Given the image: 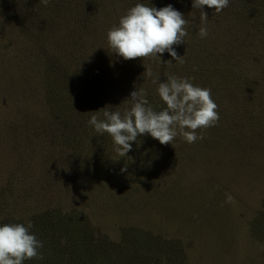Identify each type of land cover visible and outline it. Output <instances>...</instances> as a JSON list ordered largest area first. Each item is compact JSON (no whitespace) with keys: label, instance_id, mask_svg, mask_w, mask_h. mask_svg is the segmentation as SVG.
<instances>
[{"label":"trees","instance_id":"16d2710c","mask_svg":"<svg viewBox=\"0 0 264 264\" xmlns=\"http://www.w3.org/2000/svg\"><path fill=\"white\" fill-rule=\"evenodd\" d=\"M74 1L77 5L71 7L70 14H65L55 31L50 30L49 19L44 21V26L35 23L40 28L33 23L26 24L28 38L22 39L24 43L30 37L39 39V43H48L49 49H44L48 51L46 68L29 66L25 59L27 64L22 61L14 69L15 77L22 76L26 71L24 64L31 77H39L37 84L42 94L37 112L41 115L45 111L47 116L42 118L39 127L32 126L35 123L31 122L22 128H7L10 143L21 141L27 145L20 152L36 166L38 154L42 159L40 167L44 168L41 171L49 175L42 180L39 190L33 191L29 187L32 177L29 171L16 172L18 196L14 199L2 196L9 217L0 225H26L30 220L33 224L30 231L43 244L39 249L43 259L33 258L23 264H197L195 259L202 252L200 229L211 237L218 229L226 231V226L236 223L231 220L236 210L227 208L228 204L232 205L229 197L236 199L234 192L225 193L229 189L219 179L225 175L237 180L244 173L251 177L249 191L260 194L262 214L248 220V235L264 245V0H229L228 7L220 14L205 5L206 25H210L208 35L201 38L198 35L201 25H190L188 19L187 36L182 45L184 58L182 51L173 45L184 60L182 64L167 51L160 57L129 60L117 55L119 63L131 70L128 74L131 78H125V84L87 82L84 79L90 67L82 72L76 67L81 71L79 60L94 52L93 41L109 45L108 30L118 26L120 17L137 3L122 6L125 0ZM17 6L9 0H0L3 8L0 11L1 51H8L9 44L13 46V38L4 45L2 41L6 33L15 35V27L19 28V19L12 18L11 12ZM101 8L103 11L99 12ZM228 10H233L232 17L217 18ZM39 16L40 10L37 19ZM183 16L186 17L185 12ZM214 21L225 31H211ZM211 33L215 35L210 37ZM201 39L209 40V49L202 59L195 60L186 48L189 45L203 49ZM39 48L26 55L40 57L43 49L40 44ZM138 63L146 68L137 70L132 66ZM157 65L160 71H156ZM147 69L165 76L166 73L192 76L196 86L211 90L219 117L228 116V122L220 121V129H211L205 134L197 130V135L203 134L204 138L191 144L179 135L172 144L166 145L150 134L138 135L136 141L130 142L131 150L120 157L112 137L97 133L88 124L91 115L83 114L82 109L92 100L91 106L100 118L105 108L123 113L131 106L130 94L135 90L143 91L148 106L157 111L163 109L166 105L158 95L157 84L141 83L140 88L135 85L139 83L140 72ZM3 98L0 95V107H3ZM22 118L31 121L29 115ZM43 124L51 126L52 134L42 133L37 136V142H32L26 132L29 128L44 130L46 127H40ZM77 157L85 158L93 168L81 172L79 177L60 169L67 162L74 164ZM10 158L12 166L18 163L16 157ZM203 167L208 170L203 172ZM65 175L71 176V180L75 178L72 182L77 185L72 192L76 195L70 198L64 195L71 185ZM50 176L58 178L56 183L47 181ZM9 181L10 178L5 180L3 193ZM51 191L60 195L49 194ZM48 195L52 196L49 200ZM236 195L241 198L239 192ZM40 199L42 205L36 206ZM20 212H25L22 220L17 217Z\"/></svg>","mask_w":264,"mask_h":264},{"label":"rangeland","instance_id":"374dc122","mask_svg":"<svg viewBox=\"0 0 264 264\" xmlns=\"http://www.w3.org/2000/svg\"><path fill=\"white\" fill-rule=\"evenodd\" d=\"M9 1L19 5L11 10V12L14 13L12 18H14L15 20L19 19V28L17 26L15 27V35L13 33H6V37L2 41L4 45V43L12 41L13 38V46L9 44L8 51H6V49H2V51L0 50V95L4 97L1 100L3 107H0V222L6 220L9 217V212L4 207V200L2 196L5 195L14 199L15 196H18L17 193L20 191L18 184H15L17 173H21V171L27 173V171H29V174L32 176L31 179H29V187L33 191L39 190L42 180L49 176L41 171V169H44L40 167V164L42 163L41 157L38 154H35L37 160H34H36L37 166L33 162H30L31 158H25L23 152H20L21 150H25L28 146L21 141L17 142L16 144L10 143L12 139L8 137L7 132V130H9L7 128L15 129L31 122L35 123L32 126L39 127V124L42 122V118H47L45 111H42L41 115H39L37 112V107H39V98H41L40 95L42 94V90L38 88L37 84L39 77H31L30 70H27L24 64V69L27 72L25 71L24 75L22 76H14V69L17 68L20 62L23 61L25 64H27L25 62V59L29 62V66L31 64L34 67H40L41 65H44V69L46 68V64L44 63V61L48 57V51H45L44 49H49L48 43H39V39L36 40L35 37H30V40L24 43L22 39L28 38V33L26 32V24L29 23L30 25L32 23H39L41 26H44V21L46 19H49L48 22L51 24L50 30L55 31L58 24L63 22L62 19L65 17V14H70L72 12L71 7H73V5H77V2L74 0H49L47 6L42 4L41 0ZM105 1L113 2L114 0H104V2ZM138 2H149V4H151L149 6H154L157 9L171 4L182 14L183 12H185L187 18H184L187 20V22L189 19L190 25H192L193 23L195 26L201 25L200 12L192 11L189 9L193 8V0H125L122 6L128 5L129 3L136 4ZM2 10L3 8L0 7V11ZM39 10L40 16L37 19ZM101 11H103V8H101L99 12ZM222 16H229V18L232 17L233 10L225 11L223 12V15L217 16V18L219 19ZM36 26L40 28V26ZM206 27L210 28V25L207 23ZM220 27L221 26L216 21H214L211 31L218 33L225 31ZM88 30L93 31L91 28H89ZM213 35H215V33H211L210 37H212ZM201 42L204 43L203 49H197L193 46L190 47L189 45H187L186 49L191 54H193V56H195V60L202 59L205 56V51L209 49V40L201 39ZM93 43L96 46L94 52L91 51L86 58L79 60V63H82L80 66L81 71L78 70V67H76V70L82 72L85 67H90V69L88 68V71L86 72L87 76L84 79L87 82L100 83L102 81H109L110 83L119 82L125 84L127 80L125 78H131L128 75L131 71L130 68L119 63V57L116 53L112 52L109 45L105 46L98 40L93 41ZM39 44L40 47L43 48L41 49L40 57L35 56L32 58L30 55H26V53L28 52H35L40 50V48L37 49L39 47ZM182 45L183 43L176 45V47H178L179 51H182L181 55L184 58ZM96 48H98V50ZM12 51L14 53H12ZM164 53L166 54V51ZM157 63L159 64V62ZM145 64L148 65L147 62H145ZM132 66L136 69L138 67H145L142 63H138L137 65ZM210 66L213 67V65L211 64ZM145 71L140 72V76L138 79L139 83L135 84L139 88L141 83L151 82L152 85L153 80L160 79V81H163L162 79H166L164 73L156 72L160 71L158 65L156 71H152L151 76H146ZM118 74L120 75V77L118 76ZM31 79H33V82ZM189 79L193 85L196 84L195 79L192 76H190ZM109 82L106 83V86L110 84ZM92 103V100H89L87 102L86 105H88V107L82 109L83 111H85L83 114L89 113L90 115H92L93 113H96L94 110L95 108L91 106ZM37 114L38 117H36ZM23 115H29L31 121L26 122V120H28V117H26V120H24L22 118ZM227 117L228 116H223V118L219 117V121L216 125L208 128H202L200 129L201 132L205 134L211 129H220V127L218 126L219 122H228ZM236 124L237 127H239L240 121L238 120ZM40 127L46 128L44 130H42L41 128H38L37 130L34 128H29V131L26 132L32 142H37V136H41L42 133H51L52 128H49L51 127L49 124H43ZM20 131L21 130H16L17 133H20ZM11 135L12 137L14 136L13 133H11ZM92 135L94 138L95 134ZM23 136L24 134L21 135V137L24 139ZM19 152L20 154H18ZM10 157H16L18 163L12 166ZM84 159H79L77 157L75 158V161H73L74 164L67 162L59 167L66 174H73L74 176L79 177L81 175V172L93 168V165H90L87 161H84ZM79 162L80 166H78ZM225 163H227V161H225L224 164ZM29 168L31 169V171L29 170ZM207 170V168L203 167V172H206ZM58 174L63 175L61 171H59ZM69 175L65 176H67V180L68 182H71V185L70 187L66 188L67 193H64V195L70 198L76 195L72 192H75L77 185H74V183L72 182L75 178L71 180V176ZM245 175L248 174L244 173V175L242 176H236L238 178L237 180L234 177H232L231 179L228 177L225 178V175L221 176V179H219V181L223 182L224 186L229 189L227 191H224L225 193L234 192L233 194L235 195L236 199H230L232 201V205L229 206L228 204L227 208H233V210H236V213L233 214V216L231 215V220L233 222H236L237 224L230 223L228 226H226L228 230L224 231L218 229L217 234L212 235L211 237H207L205 230L201 228L199 232L203 240L201 241L202 246L199 247L202 252L199 254H201L202 257L199 255V258L195 259L197 264H264V245H262L261 243L258 244L251 235H248L249 231L247 226L249 219H255L262 216L260 211V194H253L249 191L252 187V182L250 181L251 177ZM8 178H10L8 185L11 189L8 190L9 187L7 186L8 189H5V192L8 193L7 194L5 192L3 193V191L5 188V180ZM55 180H58V178L54 176H50L47 179V181L53 183H56ZM214 181H216V179H214ZM238 192L241 194V198L236 195ZM49 194H53L56 196L60 195V193H52V191ZM51 197L52 196L48 195L47 199L49 200ZM40 203L41 199L38 204H36V206H41L42 204ZM22 207H30V210L33 209L31 208V206L27 205H23ZM17 217L22 220V218H25V212H20ZM226 218L225 220L227 221Z\"/></svg>","mask_w":264,"mask_h":264},{"label":"clouds","instance_id":"9594fccd","mask_svg":"<svg viewBox=\"0 0 264 264\" xmlns=\"http://www.w3.org/2000/svg\"><path fill=\"white\" fill-rule=\"evenodd\" d=\"M47 6L49 0H41ZM214 8L216 13L228 7L229 0H193L192 7L200 10L201 27L198 35H208L206 22L208 15L204 6ZM187 20L171 4L157 9L137 3L122 15L118 26L108 30L107 40L112 52L125 60L155 57L167 51L175 61L184 60L177 54L173 45L184 43L187 36ZM146 68V67H145ZM151 76V70L145 71ZM167 79L157 84V92L166 107L157 111L148 106L143 91L135 90L130 94L131 106L123 113L105 108L100 118L93 113L88 124L99 134L107 133L112 137L115 150L120 157L131 150V141L145 133L161 144H172L178 135L191 144L203 139L197 130L214 126L219 121L218 105L211 98V90L193 85L187 77L167 74ZM126 169H121L125 171ZM231 198L229 197V200ZM29 220L27 224L6 223L0 225V264H23L33 258L43 259L39 249L43 247Z\"/></svg>","mask_w":264,"mask_h":264}]
</instances>
